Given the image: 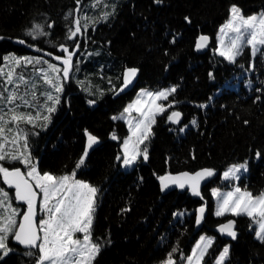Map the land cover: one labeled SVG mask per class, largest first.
I'll list each match as a JSON object with an SVG mask.
<instances>
[{"label":"trees","instance_id":"1","mask_svg":"<svg viewBox=\"0 0 264 264\" xmlns=\"http://www.w3.org/2000/svg\"><path fill=\"white\" fill-rule=\"evenodd\" d=\"M104 2L108 7L101 4L93 8L95 0H81V12L77 14L76 0H0V36L5 37L0 40V67L3 57L15 55L38 58L62 68L60 60L55 59L65 56L61 45L76 53L74 64L79 61V70L74 69L64 83L61 103L52 114L51 124L46 130L34 129L39 134L30 136L29 144L42 172L60 176L75 171L77 178L101 190L94 236L111 243L95 264H161L176 247L180 251L174 258L178 264H185L179 260L181 252L189 255L204 233L215 238L205 257L206 264H215L227 245L230 255L225 264H264V244L255 238L256 225L245 216H214L212 195L213 189H231L234 182L223 180L221 175L244 161L248 162V171L237 183L254 195L264 192V57L257 54L252 70L249 49L236 64L214 52L217 31L228 19L230 6L237 5L245 16L254 15L264 12V0ZM112 4L116 6L115 13L107 21L90 26L86 34H78L75 39L67 38L74 19L111 12ZM36 23L44 25L48 35L37 39L26 35ZM201 35L211 40L204 54L195 47ZM131 67L139 69L137 86L116 96L125 69ZM39 68H47V64L35 68L27 65L17 72L36 81L43 90L47 86L36 75ZM210 72L214 78L209 77ZM172 86H177V92L164 104L175 101V107L157 117L154 136L146 142L147 162L140 157L131 170H123L122 161L116 157L122 156L123 140L129 131L112 117L120 115L138 90L157 91ZM200 104L207 107L200 108ZM173 110L182 113L179 124L166 119ZM193 119L197 121L195 127L190 123ZM85 130L99 138V145L88 154L85 165L77 169L87 146ZM113 133L118 139H112ZM5 166L26 171L18 162ZM203 169H211L216 175L201 191L203 199L191 191L162 193L158 177ZM0 187H5L2 179ZM4 189L14 196L13 190ZM205 205L208 215L196 233L197 209ZM233 219L237 239L215 233L218 226ZM9 243L14 251L0 264H35V257L25 255L28 250L11 240Z\"/></svg>","mask_w":264,"mask_h":264},{"label":"snow or ice","instance_id":"2","mask_svg":"<svg viewBox=\"0 0 264 264\" xmlns=\"http://www.w3.org/2000/svg\"><path fill=\"white\" fill-rule=\"evenodd\" d=\"M161 3L162 0H155ZM77 14L81 12V0H76ZM103 4L104 0H95L93 8ZM115 4L111 5L112 11H104L98 17L80 15L73 20L68 29L67 38L75 39L78 34H86L88 28L108 18L115 13ZM71 15V13L69 14ZM65 19H68L66 16ZM188 20L187 17H185ZM83 21V22H82ZM190 22V21H189ZM51 28V24H47ZM26 35L32 39L48 35L44 31V25L36 23L26 31ZM5 37L0 36V40ZM23 44V40H19ZM175 42V40H173ZM218 45L214 52L230 64H236L238 57L243 55L248 48L252 58L249 68L254 70L257 54L264 57V12L245 16L240 7L233 4L229 9V17L219 29L217 36ZM209 46V37L201 35L196 42V50H202ZM61 51L64 57H55L60 60L63 67L41 61L32 57H17L10 55L2 58L3 67H0V179L7 188L14 190V196L10 195L3 187H0V260L7 257L14 249L9 241L23 246L28 251L25 255L35 257V264H95L104 248L111 242L102 241L94 236V221L97 208V199L100 189L89 182L76 178V172L70 175H54L50 172H42L37 162L31 155L29 137L38 135L34 129L46 130L52 122V114L57 111L61 103L60 94L64 91V83L69 80L73 70H79V61L73 63L75 52H70L63 45ZM79 50L80 45H75ZM45 63L47 68H39L36 75L43 81L46 88L41 89L36 81L25 78L18 68ZM244 67V65H240ZM7 68V72H5ZM139 69L126 68L123 73L124 86L132 82ZM62 74V75H61ZM210 78H214L209 73ZM250 83V82H249ZM23 86V91L21 88ZM259 91V89H257ZM123 91V88L120 89ZM177 92V86L168 89L150 91L143 90L137 98L129 103L119 116H113V120H124L128 125L130 135L123 140L122 156L116 157L122 161V166L131 168L140 157L144 162L148 160L147 141L154 136L153 126L157 123V117L163 116L169 109L175 107V101L166 105L161 101H168ZM6 93V95H5ZM103 93H101L102 95ZM42 98V99H41ZM211 99V98H210ZM95 101H89L94 103ZM206 108V104L197 105ZM136 116L133 117L132 113ZM182 113L173 110L167 115L169 123L179 124ZM194 127L197 121L190 122ZM247 123V121H245ZM23 125V126H22ZM186 127V125H185ZM183 131V128L180 129ZM87 146L81 158L76 164L79 169L85 165L88 151L99 143V138L85 130ZM112 139L118 137L113 133ZM143 145V147H141ZM257 158L261 153H256ZM20 163L27 171H21L19 167L8 168L5 164ZM248 171V162L234 164L223 172V179L229 182H239L243 173ZM215 175L211 169H203L190 174L183 172L179 175L170 173L158 177L161 191L172 185L181 189L186 186L192 195L201 196V182ZM212 195L217 198L215 215L223 217L246 216L257 230L255 238L264 244V192L253 194L247 187L233 183L230 190L220 192L213 190ZM13 199L17 204L24 205L25 210L13 206ZM201 199L203 197L201 196ZM127 211V209H125ZM206 208L197 209L196 224L200 225L204 220ZM183 215V213H180ZM19 217V220H18ZM236 220H228L222 223L217 231L221 235H227L231 239H237L235 229ZM214 244V238L201 236L189 255L182 252L179 260L185 264H206L205 257L209 255V249ZM179 250L173 248L161 264H178L174 254ZM230 255V247L225 246L215 259V264H225Z\"/></svg>","mask_w":264,"mask_h":264},{"label":"water","instance_id":"3","mask_svg":"<svg viewBox=\"0 0 264 264\" xmlns=\"http://www.w3.org/2000/svg\"><path fill=\"white\" fill-rule=\"evenodd\" d=\"M210 42H211V40H210V38H209V44H210ZM206 49H207V47L204 48V49H202V50H199V51L197 50V51H198L199 53H203V54H204V53H206ZM138 79H139V72H138L137 76L135 77V79H133L132 82H131L130 84H128L127 87H125V86H124V82H123V77H122V85H121V87L119 88V90H118L116 96H118V95H120V94H126V93H129V92H131L132 90H134V88L137 86ZM121 88H123V91H120ZM98 145H99V143L96 144V145H94L91 149H89L88 154H90V153H91V152H92V151H93ZM20 169H21V171H23L22 168H20ZM188 173H189V172H188ZM179 174H181V173H179ZM179 174H174V175H179ZM190 174H194V173H190ZM214 176H216V175H214ZM214 176L211 177V178H206L205 180H203V181L201 182L200 192H201L204 188H206V187L212 182V180L215 178ZM172 191L187 192V191H190V189H189L187 186H186L185 188L181 189V188H179V187H177V186H175V185H172V186H170L169 188H167L166 190L162 191V193H163L164 195H166V194H168V193H170V192H172ZM196 197H199V196H196ZM205 208H206V207H205ZM197 214H198V213H197ZM207 215H208V211H207V208H206V212H205V214H204L205 218H204V220L201 222L200 225H197L196 233H197V232H200V230L202 229L203 224H204V222H205V220H206ZM218 227H219V226H218ZM218 227L214 230L215 233H217V234H219L220 236L225 237V238H231V237H229V236H227V235H221V234L217 231ZM13 242H14V241H13ZM14 244H16V243L14 242ZM16 245L19 246V247H21L23 250H28V249H25V248H24L23 246H21V245H18V244H16Z\"/></svg>","mask_w":264,"mask_h":264},{"label":"rangeland","instance_id":"4","mask_svg":"<svg viewBox=\"0 0 264 264\" xmlns=\"http://www.w3.org/2000/svg\"><path fill=\"white\" fill-rule=\"evenodd\" d=\"M260 13H262V12H260ZM260 13H259V14H260ZM222 26H223V25H222ZM222 26H221V27H222ZM221 27H220V28H221ZM220 28H219V29H220ZM218 35H219V30L217 31V34H216V41H217V36H218ZM217 45H218V42H217ZM246 49H248V48H246ZM246 49H245V50H246ZM245 50H244V52H245ZM73 57H74V56H73ZM238 58H239V57H238ZM164 89H168V88H164ZM164 89H163V90H164ZM143 90H149V89H144V88H142V89L138 90V91L136 92V95H135V98L133 99V101L137 98V96H138V95L140 94V92L143 91ZM150 91H151V90H150ZM133 101H132V102H133ZM164 102H165V101H161L160 103H164ZM132 116L135 117V116H136V113L133 112V113H132ZM117 121H121V122H123V123L126 125L127 129H128V125L125 123L124 120L117 119ZM128 131H129V130H128ZM129 135H130V133H128V136H129ZM125 139H126V138H125ZM122 145H123V144H122ZM138 160H139V159H138ZM135 165H136V164H135ZM135 165H134V166H135ZM134 166H132L131 168H127V167H124V166H121V167H122V169H124L125 171H129V170H131ZM26 171H27V169H26ZM26 171H25V172H26ZM242 175H243V174H242ZM76 178H77V177H76ZM77 179H79V178H77ZM222 179H223V175H222ZM80 180H81V179H80ZM223 180H224V179H223ZM234 183H237V182H234ZM5 187H6V189H7V186H6V185H5ZM5 187H4V188H5ZM8 189H9V190H13V189H10V188H8ZM213 190H219L220 192L228 191V190H221V189H213ZM213 190H212V193H213ZM229 190H230V189H229ZM13 191H14V190H13ZM213 198H214V201H215V207H214V209H213V212H214L213 214H214V216H216V215H215V210H216L217 198L214 197V196H213ZM97 200H98V199H97ZM16 204H17V203L14 202L13 206H14V207H17ZM17 205L21 206L23 209H25V207H26V206H24V205H20V204H17ZM204 207L207 208L206 205H205ZM18 208H19V207H18ZM20 210H21V208H20ZM225 216H231V215H225ZM240 217H241V216H240ZM245 217H246V216H245ZM18 220H19V217H18ZM201 236L210 237V236L206 235L205 233L202 234ZM201 236H200V237H201ZM200 237H199V239H200ZM211 238H213V237H211ZM199 239L197 240V242L199 241ZM197 242H196V243H197ZM195 245H196V244H195ZM227 246H229V245H227ZM194 247H195V246H194ZM229 247H230V246H229Z\"/></svg>","mask_w":264,"mask_h":264}]
</instances>
